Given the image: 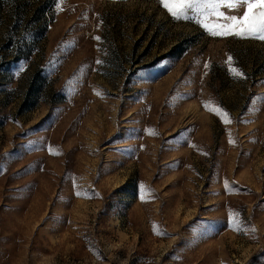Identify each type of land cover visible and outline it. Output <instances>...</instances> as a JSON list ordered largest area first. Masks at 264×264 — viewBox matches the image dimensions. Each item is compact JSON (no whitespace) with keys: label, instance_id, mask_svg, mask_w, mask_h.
<instances>
[{"label":"rangeland","instance_id":"obj_1","mask_svg":"<svg viewBox=\"0 0 264 264\" xmlns=\"http://www.w3.org/2000/svg\"><path fill=\"white\" fill-rule=\"evenodd\" d=\"M212 19L0 0V264H264V40Z\"/></svg>","mask_w":264,"mask_h":264},{"label":"snow or ice","instance_id":"obj_2","mask_svg":"<svg viewBox=\"0 0 264 264\" xmlns=\"http://www.w3.org/2000/svg\"><path fill=\"white\" fill-rule=\"evenodd\" d=\"M159 3L176 19L187 18L190 12L200 14L206 21L212 17L213 19L209 21L211 28L209 23L203 25L211 35L264 40V0H159ZM221 3H226L227 8L232 10L242 7V14L226 15L219 10ZM230 61L231 57H229ZM97 63L101 61L98 60ZM235 74L240 75L238 71ZM205 106L207 107V104ZM210 110L220 115L224 123L231 122L228 114L219 107ZM229 223H233L231 217Z\"/></svg>","mask_w":264,"mask_h":264}]
</instances>
